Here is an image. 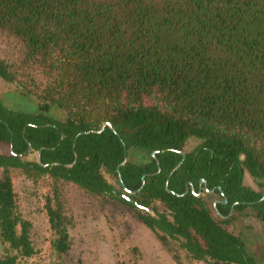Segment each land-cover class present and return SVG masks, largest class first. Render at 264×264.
Segmentation results:
<instances>
[{"label": "trees", "instance_id": "trees-1", "mask_svg": "<svg viewBox=\"0 0 264 264\" xmlns=\"http://www.w3.org/2000/svg\"><path fill=\"white\" fill-rule=\"evenodd\" d=\"M0 79L37 102L0 101V264L37 254L16 177L58 256L71 247L70 186L168 250L257 264L224 225L247 207L264 220V191L244 184L264 181V0H0Z\"/></svg>", "mask_w": 264, "mask_h": 264}, {"label": "rangeland", "instance_id": "rangeland-1", "mask_svg": "<svg viewBox=\"0 0 264 264\" xmlns=\"http://www.w3.org/2000/svg\"><path fill=\"white\" fill-rule=\"evenodd\" d=\"M0 101L16 111L31 113L37 110L34 98L24 95L15 84L1 79ZM50 114L63 117L56 107L50 108ZM195 142L189 140L185 150H191ZM128 159L143 162L149 159V155L131 149ZM109 180L114 183V179ZM244 184L258 192L264 191V181L255 180L249 174L244 175ZM15 186L20 194L21 211L33 225L32 240L37 249L34 257L20 264H208L191 259L176 244L170 250L166 249L130 215L120 213L109 204L100 207L70 186L65 195L73 217L69 229L71 247L66 254L58 256L50 246L52 234L30 181L16 177ZM204 197L210 205L219 200L216 194ZM224 226L242 239L246 252L257 264H264V220L256 217L251 207L235 213V218Z\"/></svg>", "mask_w": 264, "mask_h": 264}, {"label": "water", "instance_id": "water-1", "mask_svg": "<svg viewBox=\"0 0 264 264\" xmlns=\"http://www.w3.org/2000/svg\"><path fill=\"white\" fill-rule=\"evenodd\" d=\"M106 125H108L109 127H111L110 123H105V124H103V126H102L101 129H103ZM100 131H101V130H97L96 132H100ZM151 155L154 156V153H151ZM37 161L39 162V152H38V154H37ZM125 161H126V157H124L123 162H125ZM179 164H180V163H179ZM179 164H178L176 167H178ZM202 182H203L202 179L199 180V184H201ZM199 192H200V190H199ZM199 192H198V193H199ZM198 193H197V194H198ZM216 202H217V201H214V202H213V207H214V208H215V204H216ZM226 202H227V200L224 199V200H223V203H226ZM231 212H232V207L230 208L229 215L231 214Z\"/></svg>", "mask_w": 264, "mask_h": 264}]
</instances>
